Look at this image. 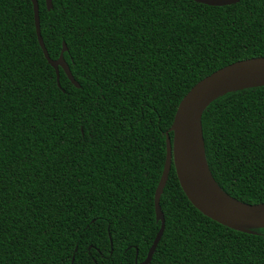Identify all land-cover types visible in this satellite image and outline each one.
<instances>
[{
  "label": "trees",
  "instance_id": "trees-1",
  "mask_svg": "<svg viewBox=\"0 0 264 264\" xmlns=\"http://www.w3.org/2000/svg\"><path fill=\"white\" fill-rule=\"evenodd\" d=\"M0 0V264H142L161 228L155 193L185 95L234 62L264 57V0ZM217 184L264 203V86L201 117ZM173 137V133H170ZM150 264H264V228L204 216L174 165ZM74 259V261H73Z\"/></svg>",
  "mask_w": 264,
  "mask_h": 264
},
{
  "label": "water",
  "instance_id": "water-1",
  "mask_svg": "<svg viewBox=\"0 0 264 264\" xmlns=\"http://www.w3.org/2000/svg\"><path fill=\"white\" fill-rule=\"evenodd\" d=\"M34 9L36 32L39 44L48 63L55 69L60 86V69L69 80L80 87L67 62L63 44L62 53L57 60L50 58L41 35L40 8L38 0H31ZM200 4L223 7L235 5L240 0H192ZM49 10L53 0H46ZM264 86V57L244 59L227 65L198 82L182 99L175 114L174 122L167 133V155L162 177L155 193V213L161 222L160 231L142 264H150L165 230V217L160 200L174 165L180 186L190 203L204 216L238 231L252 233V229L264 228V203L247 204L227 194L215 181L206 159L207 168L214 185L204 183L195 172L192 161L191 141L195 124L199 122L202 133L201 117L205 109L219 97L240 89ZM173 133V137H170ZM203 140V134H202ZM74 261V259H73Z\"/></svg>",
  "mask_w": 264,
  "mask_h": 264
},
{
  "label": "bare ground",
  "instance_id": "bare-ground-1",
  "mask_svg": "<svg viewBox=\"0 0 264 264\" xmlns=\"http://www.w3.org/2000/svg\"><path fill=\"white\" fill-rule=\"evenodd\" d=\"M191 152H192V164L195 169L196 175L206 184L214 185L211 175L209 174V170L207 168L204 149H203V140L201 127L199 122L195 124L192 134L191 141Z\"/></svg>",
  "mask_w": 264,
  "mask_h": 264
}]
</instances>
